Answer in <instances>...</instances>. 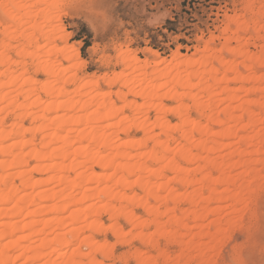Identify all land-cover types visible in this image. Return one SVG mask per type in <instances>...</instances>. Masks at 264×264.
Returning <instances> with one entry per match:
<instances>
[{
    "label": "bare ground",
    "instance_id": "bare-ground-1",
    "mask_svg": "<svg viewBox=\"0 0 264 264\" xmlns=\"http://www.w3.org/2000/svg\"><path fill=\"white\" fill-rule=\"evenodd\" d=\"M68 1L0 0V264H115L118 241L95 236L108 231L151 246L138 264L172 260L160 239L180 248L173 264L214 262L264 182V0L225 15L197 59L121 48L107 92L68 45Z\"/></svg>",
    "mask_w": 264,
    "mask_h": 264
},
{
    "label": "rangeland",
    "instance_id": "rangeland-1",
    "mask_svg": "<svg viewBox=\"0 0 264 264\" xmlns=\"http://www.w3.org/2000/svg\"><path fill=\"white\" fill-rule=\"evenodd\" d=\"M243 3L244 0H69L64 7L61 20L69 35L68 45L80 52L86 64L82 73L99 79L102 90L105 89L103 92H107L102 77H112L125 70L123 66L116 65V57L121 48L129 49L142 62L155 60V53L160 60L167 62L177 52L188 57L194 55L197 59L199 50L211 36L220 37L225 15L240 13ZM219 44L220 41L217 39L215 48H219ZM251 46L250 51L256 52L255 47ZM16 69L19 70L18 67ZM231 87L236 88L237 85L232 84ZM118 88L115 87L114 91ZM113 97L112 100L116 101ZM133 99L129 97V100ZM187 102L185 101L189 104ZM172 106L174 104L169 103L168 107ZM146 114L148 118L153 119L156 113L150 109ZM6 115L8 114L3 116L7 121L10 119L7 122L9 124L13 117ZM125 115H130V110H127ZM191 117L198 118L199 115L192 112ZM168 120L172 125L178 123V119L173 116H168ZM25 123L27 126L29 120ZM132 134L137 137L136 139L143 137L142 132L134 129ZM174 135L178 136L176 133ZM148 144L146 150L149 151L152 142ZM167 176L173 177L171 174ZM174 186L179 192L185 191L177 184ZM260 188L262 190L253 198L256 202L255 216L251 220L248 217L243 220L242 227L234 231L229 242L218 249L220 253L216 251L217 258L215 257L214 262L210 264H264V182L261 183ZM138 190L135 189V192L137 193ZM139 192L141 193L140 190ZM139 192L137 194L142 195ZM182 209H187V206ZM135 213L137 216L146 217L142 208H136ZM223 213L221 212V217ZM99 214L105 227L113 224L108 214L104 212ZM163 220V223L167 221L165 218ZM120 225L124 227V233L131 229L123 221H120ZM139 232L137 230L134 233L136 235ZM154 232L152 227L144 231V234ZM95 236L98 241L107 240L110 244L118 241L115 244L117 258L115 264H138L133 260V254L136 252L152 258L157 256L150 245L132 236L131 240L129 235L122 241L114 239L109 231ZM127 238L130 242L126 240ZM163 240L160 239V243L163 248L165 246V251L171 254L172 260L169 262L159 260V264H170L175 260L180 248L173 245L166 246V241ZM204 241L206 240L202 242ZM119 242L121 243L118 244ZM122 256L125 260H119ZM192 264L204 263L195 260Z\"/></svg>",
    "mask_w": 264,
    "mask_h": 264
}]
</instances>
